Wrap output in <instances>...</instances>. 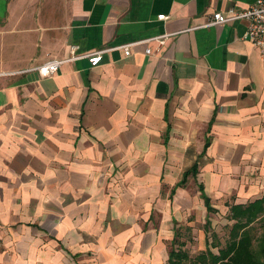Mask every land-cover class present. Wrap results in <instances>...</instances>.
Here are the masks:
<instances>
[{
  "label": "crops",
  "instance_id": "0c3cea01",
  "mask_svg": "<svg viewBox=\"0 0 264 264\" xmlns=\"http://www.w3.org/2000/svg\"><path fill=\"white\" fill-rule=\"evenodd\" d=\"M255 1L0 0V264H168L264 195V59L200 27Z\"/></svg>",
  "mask_w": 264,
  "mask_h": 264
},
{
  "label": "trees",
  "instance_id": "16d2710c",
  "mask_svg": "<svg viewBox=\"0 0 264 264\" xmlns=\"http://www.w3.org/2000/svg\"><path fill=\"white\" fill-rule=\"evenodd\" d=\"M200 191L207 211L215 212L202 186ZM227 219L233 223L224 246L217 242L209 245L206 237V249L195 258H189L181 249H173L168 264H264V195L245 205L230 206ZM258 221H262V224L260 232L256 234L254 224ZM213 248L217 252H213Z\"/></svg>",
  "mask_w": 264,
  "mask_h": 264
},
{
  "label": "built area",
  "instance_id": "2783aa9c",
  "mask_svg": "<svg viewBox=\"0 0 264 264\" xmlns=\"http://www.w3.org/2000/svg\"><path fill=\"white\" fill-rule=\"evenodd\" d=\"M228 16H224L221 13H215L211 19L203 26L200 27H211L218 24H226L235 20H241L246 23V29L243 35V39L249 41L255 48L258 49L260 56L264 59V0H256L247 9L241 10L237 13L229 12ZM158 19L164 20L166 16L160 15ZM166 36L158 38L162 42ZM125 50V55H129V45L122 47ZM78 46L71 45L69 48L70 57L66 60H50L41 65H38L30 70L38 72L42 77H48L57 72L60 66L66 62L80 60L83 58L88 59V62L95 66L97 65L105 52L109 51L110 48H102L95 50L88 54L76 55ZM149 50L146 53L149 54Z\"/></svg>",
  "mask_w": 264,
  "mask_h": 264
},
{
  "label": "rangeland",
  "instance_id": "374dc122",
  "mask_svg": "<svg viewBox=\"0 0 264 264\" xmlns=\"http://www.w3.org/2000/svg\"><path fill=\"white\" fill-rule=\"evenodd\" d=\"M216 222L214 221H209V223L207 225H201V229L204 226V235L207 237L208 239V243L209 245H211L210 243L213 242L212 244H217L220 246H224V244L226 243L227 239H228V234H229V230L230 227L232 225V222L227 220V215H224V213H219L216 216ZM262 224V221H258L254 224V227L256 228V234H258L260 232V226ZM183 234V238H185L187 241H189V243L192 244V248L190 247L187 252H188V256L192 258L196 256V254H198L201 249H204V245H203V234L199 233L197 234V236H193L191 232H186V233H181ZM197 239H194V238ZM205 237V238H206ZM197 240V241H196ZM201 242V245H199V243ZM202 249V250H203ZM214 252H217L216 248L212 249Z\"/></svg>",
  "mask_w": 264,
  "mask_h": 264
}]
</instances>
